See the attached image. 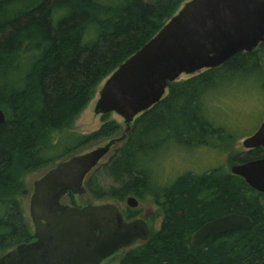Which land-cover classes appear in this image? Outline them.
<instances>
[{
    "label": "trees",
    "instance_id": "trees-1",
    "mask_svg": "<svg viewBox=\"0 0 264 264\" xmlns=\"http://www.w3.org/2000/svg\"><path fill=\"white\" fill-rule=\"evenodd\" d=\"M187 1L0 0V110L7 117L0 126V252L35 239L23 212L29 195L25 178L118 133L120 126L114 122L85 135L70 130L97 86ZM263 67L264 44L219 68L170 83L164 99L135 119L124 145L87 177L85 189L97 199L123 201L142 197L144 191L159 208L160 229L145 245L130 250L120 264L264 261V193L223 168L201 175L187 171L171 184L160 182L151 169L162 146L197 149L226 137L215 125L208 96L238 76L258 75L263 83ZM69 135L78 136L76 142L58 152L63 137ZM263 157L264 149L259 148L232 156L231 163ZM98 173L111 179L112 186L105 189ZM228 214L249 217L251 229L193 245L199 228Z\"/></svg>",
    "mask_w": 264,
    "mask_h": 264
},
{
    "label": "water",
    "instance_id": "water-1",
    "mask_svg": "<svg viewBox=\"0 0 264 264\" xmlns=\"http://www.w3.org/2000/svg\"><path fill=\"white\" fill-rule=\"evenodd\" d=\"M264 44V0H189L140 50L127 58L99 91L95 114L115 113L124 119L122 137L92 151L60 161L35 181L29 201L35 240L0 255V264H102L134 241L146 239L145 222L125 223L115 204L73 207L68 194L86 192L87 177L126 138L134 120L167 95L181 75L194 76L227 63L239 53ZM7 117L0 110V126ZM244 149H264V121L242 142ZM233 175L264 193V157L233 165ZM131 207L137 199L127 198ZM249 217L228 214L213 219L193 235L194 246L208 238L249 230ZM259 264H264L262 261Z\"/></svg>",
    "mask_w": 264,
    "mask_h": 264
},
{
    "label": "rangeland",
    "instance_id": "rangeland-1",
    "mask_svg": "<svg viewBox=\"0 0 264 264\" xmlns=\"http://www.w3.org/2000/svg\"><path fill=\"white\" fill-rule=\"evenodd\" d=\"M262 71L264 79V67ZM189 78H191V76L181 75L178 82L185 81ZM257 78L258 75L251 74L238 76L235 81L223 84L220 89L212 91L214 93L210 92L211 94L208 96V104L211 108L210 110L213 112L212 115L214 116L215 125L225 131L226 137L223 139H215L214 142L211 143L212 146L197 149H188V147L178 146L173 143L167 144V146H162L155 157L152 158L151 169L154 177H158L160 182L171 184L187 171H192L195 175H201L212 168H223L224 171L230 172V169L233 166L231 163L232 156L248 152L242 145L243 140L253 135L264 121V82L262 83L258 81ZM104 82L105 80L97 86L93 99L88 103L81 115L74 122L70 131L83 135L90 134L99 130L104 124L110 122L118 124L120 130L113 137L91 142L81 148L78 153H75L74 155L86 153L98 147H102L110 140L122 137L126 130L124 119L119 115L115 113L107 115L95 114V105L99 97V91L103 87ZM133 125L134 122L131 124V127ZM77 137L78 136L76 135L63 137L58 152L64 151L72 146L76 142ZM58 138L59 134L55 133L54 139L58 140ZM125 140L126 139H123L117 143L100 164L106 163L115 154L116 150L124 145ZM59 162L40 168L39 170L30 173L25 178V185L29 191V195L24 201L23 212L24 218L30 225L33 233L34 226L29 210V201L34 188L33 185L35 181L40 179L48 170ZM98 177L100 179V184L105 189L112 186L113 181L111 179L102 176L99 173ZM118 202L119 201L109 197L105 199H97L87 190L81 196L67 195L62 200V203L65 205L81 207L106 203L118 204ZM140 206L145 209L149 207L156 215L157 213L160 215L159 208L156 209V206H154L147 197L144 199V203L140 204ZM156 218L153 220V223L155 224L153 232L158 231L161 225V217L157 215ZM132 248L133 247L119 252L115 256L106 260L103 264H120L122 258ZM4 253L6 252H0V255H3Z\"/></svg>",
    "mask_w": 264,
    "mask_h": 264
},
{
    "label": "flooded vegetation",
    "instance_id": "flooded-vegetation-1",
    "mask_svg": "<svg viewBox=\"0 0 264 264\" xmlns=\"http://www.w3.org/2000/svg\"><path fill=\"white\" fill-rule=\"evenodd\" d=\"M141 195H142V197H138V196H129V197H134L135 199H137V201H138V204H137V206L136 207H131L128 203H127V198L125 199V200H123V201H119L118 202V204H115L117 207H118V209H119V211H120V213H121V215H122V218H123V220H124V222L125 223H132V222H136V221H141V222H145L146 224H147V227H148V229H149V235H148V238H146V239H138V240H136V241H134L130 246H128L127 248H124V249H121L120 251H118L117 253H115L113 256H115L116 254H118L119 252H121V251H123V250H126V249H130L131 247H133L132 249H135V248H137V247H139V246H143V245H145L149 240H150V237H151V235H152V232H153V230L155 229L154 228V223H153V220L157 217V215L159 216V217H161L160 215H159V213H157V215L155 214V212H152L151 210H150V208L149 207H147L146 209L145 208H143V207H141L140 206V204H142V203H144V197L146 198H148V200H150V202L154 205V206H156V209H158V206L156 205V203L154 202V199H153V196L150 194V193H148V192H141L140 193ZM67 195H72V196H75V195H73V194H71V193H68ZM66 195V196H67ZM83 195V194H82ZM65 196V197H66ZM79 196H81V195H79ZM144 196V197H143ZM64 197V198H65ZM128 197V198H129ZM63 198V199H64ZM62 199V200H63ZM62 202V201H61ZM70 206V205H69ZM73 207H81V206H73ZM84 207V206H83ZM152 215V216H151ZM157 219V218H156ZM161 223H162V218H161ZM161 226V225H160ZM34 234V233H33ZM35 238V237H34ZM35 240V239H34ZM33 240V241H34ZM131 249V250H132ZM112 256V257H113ZM111 258V257H110ZM110 258H108V259H110ZM107 259V260H108ZM106 261V260H105ZM104 261V262H105ZM103 262V263H104ZM102 263V264H103Z\"/></svg>",
    "mask_w": 264,
    "mask_h": 264
}]
</instances>
